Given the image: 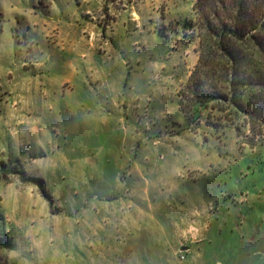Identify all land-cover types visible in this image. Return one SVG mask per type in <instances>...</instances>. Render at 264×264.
Listing matches in <instances>:
<instances>
[{"label":"rangeland","instance_id":"obj_1","mask_svg":"<svg viewBox=\"0 0 264 264\" xmlns=\"http://www.w3.org/2000/svg\"><path fill=\"white\" fill-rule=\"evenodd\" d=\"M195 1L0 0V264H264V127L180 110Z\"/></svg>","mask_w":264,"mask_h":264},{"label":"trees","instance_id":"obj_2","mask_svg":"<svg viewBox=\"0 0 264 264\" xmlns=\"http://www.w3.org/2000/svg\"><path fill=\"white\" fill-rule=\"evenodd\" d=\"M193 11L195 21L184 27L196 28L198 58L180 110L188 120L189 112L215 103L243 116L249 128L264 127V0H196Z\"/></svg>","mask_w":264,"mask_h":264},{"label":"built area","instance_id":"obj_3","mask_svg":"<svg viewBox=\"0 0 264 264\" xmlns=\"http://www.w3.org/2000/svg\"><path fill=\"white\" fill-rule=\"evenodd\" d=\"M181 259H183V257H181Z\"/></svg>","mask_w":264,"mask_h":264},{"label":"crops","instance_id":"obj_4","mask_svg":"<svg viewBox=\"0 0 264 264\" xmlns=\"http://www.w3.org/2000/svg\"><path fill=\"white\" fill-rule=\"evenodd\" d=\"M184 250V249H183Z\"/></svg>","mask_w":264,"mask_h":264}]
</instances>
